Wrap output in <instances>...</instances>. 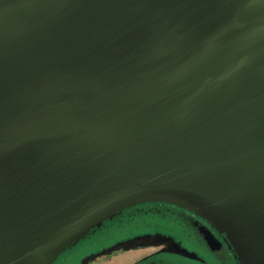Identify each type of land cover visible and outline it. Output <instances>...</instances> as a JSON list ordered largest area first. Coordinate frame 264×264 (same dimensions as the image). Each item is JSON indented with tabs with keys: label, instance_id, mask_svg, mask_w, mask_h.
<instances>
[{
	"label": "water",
	"instance_id": "95a60500",
	"mask_svg": "<svg viewBox=\"0 0 264 264\" xmlns=\"http://www.w3.org/2000/svg\"><path fill=\"white\" fill-rule=\"evenodd\" d=\"M148 202L264 264V0H0V264Z\"/></svg>",
	"mask_w": 264,
	"mask_h": 264
},
{
	"label": "flooded vegetation",
	"instance_id": "af4514ba",
	"mask_svg": "<svg viewBox=\"0 0 264 264\" xmlns=\"http://www.w3.org/2000/svg\"><path fill=\"white\" fill-rule=\"evenodd\" d=\"M141 236L130 249H109ZM132 250L143 252L132 264H241L232 245L205 218L167 202L130 206L94 228L52 264H97Z\"/></svg>",
	"mask_w": 264,
	"mask_h": 264
},
{
	"label": "rangeland",
	"instance_id": "374dc122",
	"mask_svg": "<svg viewBox=\"0 0 264 264\" xmlns=\"http://www.w3.org/2000/svg\"><path fill=\"white\" fill-rule=\"evenodd\" d=\"M142 253L141 251L132 250L118 254L110 260H100L97 264H132L140 258Z\"/></svg>",
	"mask_w": 264,
	"mask_h": 264
}]
</instances>
